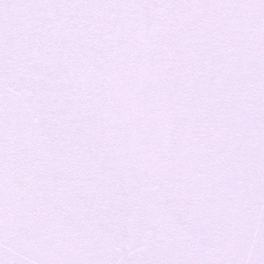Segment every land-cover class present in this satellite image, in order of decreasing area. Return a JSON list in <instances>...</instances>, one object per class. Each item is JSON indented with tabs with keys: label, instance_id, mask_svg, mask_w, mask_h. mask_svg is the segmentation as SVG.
I'll list each match as a JSON object with an SVG mask.
<instances>
[{
	"label": "snow or ice",
	"instance_id": "6c2138e0",
	"mask_svg": "<svg viewBox=\"0 0 264 264\" xmlns=\"http://www.w3.org/2000/svg\"><path fill=\"white\" fill-rule=\"evenodd\" d=\"M0 264H264V0H0Z\"/></svg>",
	"mask_w": 264,
	"mask_h": 264
}]
</instances>
